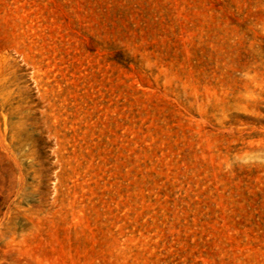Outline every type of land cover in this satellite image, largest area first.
Returning a JSON list of instances; mask_svg holds the SVG:
<instances>
[{
	"label": "rangeland",
	"instance_id": "1",
	"mask_svg": "<svg viewBox=\"0 0 264 264\" xmlns=\"http://www.w3.org/2000/svg\"><path fill=\"white\" fill-rule=\"evenodd\" d=\"M0 264H264V0H0Z\"/></svg>",
	"mask_w": 264,
	"mask_h": 264
}]
</instances>
